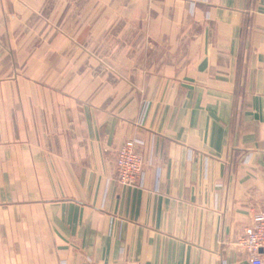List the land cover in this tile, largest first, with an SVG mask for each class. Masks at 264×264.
<instances>
[{
    "label": "crops",
    "instance_id": "0c3cea01",
    "mask_svg": "<svg viewBox=\"0 0 264 264\" xmlns=\"http://www.w3.org/2000/svg\"><path fill=\"white\" fill-rule=\"evenodd\" d=\"M263 202L264 0H0V264H251Z\"/></svg>",
    "mask_w": 264,
    "mask_h": 264
},
{
    "label": "built area",
    "instance_id": "2783aa9c",
    "mask_svg": "<svg viewBox=\"0 0 264 264\" xmlns=\"http://www.w3.org/2000/svg\"><path fill=\"white\" fill-rule=\"evenodd\" d=\"M138 140L127 139L117 150V178L127 186L137 185L144 175L145 160L137 150ZM237 244L249 256L251 264H264V202L256 211H251V223L245 227Z\"/></svg>",
    "mask_w": 264,
    "mask_h": 264
}]
</instances>
